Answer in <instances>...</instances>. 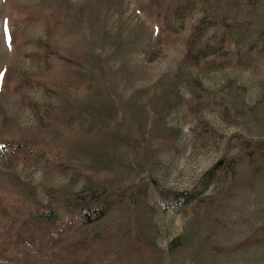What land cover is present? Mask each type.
Segmentation results:
<instances>
[{"label": "rangeland", "instance_id": "374dc122", "mask_svg": "<svg viewBox=\"0 0 264 264\" xmlns=\"http://www.w3.org/2000/svg\"><path fill=\"white\" fill-rule=\"evenodd\" d=\"M263 145L264 0H0L1 259L264 264Z\"/></svg>", "mask_w": 264, "mask_h": 264}, {"label": "trees", "instance_id": "16d2710c", "mask_svg": "<svg viewBox=\"0 0 264 264\" xmlns=\"http://www.w3.org/2000/svg\"><path fill=\"white\" fill-rule=\"evenodd\" d=\"M190 53L188 58L197 64L198 54ZM219 49L208 48L202 54L204 57L209 55H216L220 53ZM8 148V147H7ZM9 150V148H8ZM13 151H22L25 154L26 160L30 164H34L35 154L31 151L25 150L19 146H14ZM259 154H264V145L257 151ZM251 161L255 160V153H251ZM235 163L232 162L229 168L234 170ZM108 212L105 206L100 207H77L70 212V220L67 223L60 222L59 217L52 211L44 213L38 217H31L23 224L20 230V237L30 246L32 254L30 261L33 264H69L63 260L50 257L48 251L51 246L58 240L64 238L71 230L81 224H91L97 220L102 219ZM38 238V244L35 245V240ZM0 264H12L8 259H1Z\"/></svg>", "mask_w": 264, "mask_h": 264}]
</instances>
